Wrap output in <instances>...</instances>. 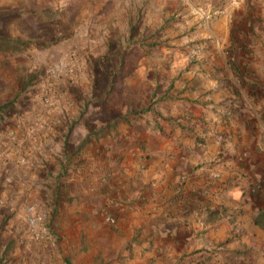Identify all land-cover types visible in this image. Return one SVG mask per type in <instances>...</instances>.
I'll use <instances>...</instances> for the list:
<instances>
[{"label":"crops","instance_id":"crops-1","mask_svg":"<svg viewBox=\"0 0 264 264\" xmlns=\"http://www.w3.org/2000/svg\"><path fill=\"white\" fill-rule=\"evenodd\" d=\"M44 1L76 14L56 42L72 82L0 120L10 229L28 235L24 204L49 229L22 264H264V0ZM132 28L163 30L159 50ZM129 43L91 96L98 60L76 48Z\"/></svg>","mask_w":264,"mask_h":264},{"label":"rangeland","instance_id":"rangeland-1","mask_svg":"<svg viewBox=\"0 0 264 264\" xmlns=\"http://www.w3.org/2000/svg\"><path fill=\"white\" fill-rule=\"evenodd\" d=\"M0 2H2L0 4V92L5 90L8 94L1 100L0 108L4 107L0 110V120H2V116H8V112H11V108L7 106L16 102V98L24 100L26 92H34L43 83L53 89L54 79H62L69 88L68 84L72 80L65 73L68 67L61 66L68 58L60 61L62 56H56L58 53L56 42L73 33L70 23L77 20L75 13L53 9L56 1L48 6L47 1L44 0H0ZM162 31L145 29L133 31L132 28L128 33L130 37L134 34L142 37L140 54L148 55L151 51L159 50L158 46L163 42ZM130 45L131 43L124 48V51L116 46L76 48V55L83 57L93 53L98 60V68L89 69L91 73H89L88 87H91V96L101 92L104 87L109 90L113 88V83L121 72L122 63L119 67L117 63L119 54L138 55L136 51L132 52L134 47ZM12 56H15L14 59H10L15 61L14 64L7 61V58ZM95 74H98V77ZM1 180L2 178L0 183ZM0 201H2V204L0 203V264H22L21 246L25 241L21 237L23 224L18 220L20 223L17 222V227L13 225L10 229L13 212L9 210L1 188Z\"/></svg>","mask_w":264,"mask_h":264},{"label":"built area","instance_id":"built-area-1","mask_svg":"<svg viewBox=\"0 0 264 264\" xmlns=\"http://www.w3.org/2000/svg\"><path fill=\"white\" fill-rule=\"evenodd\" d=\"M41 102L44 106L48 107L53 103V92L51 88L45 83L41 86ZM4 184L10 183V178L5 177L3 179ZM3 201V200H2ZM2 201L0 203L2 204ZM20 218L25 225L26 237H23L25 241L28 237L31 240H41L49 236V229L45 221V216L36 208L34 204H24L21 208ZM9 210H11L9 208ZM111 220V219H110Z\"/></svg>","mask_w":264,"mask_h":264},{"label":"trees","instance_id":"trees-1","mask_svg":"<svg viewBox=\"0 0 264 264\" xmlns=\"http://www.w3.org/2000/svg\"><path fill=\"white\" fill-rule=\"evenodd\" d=\"M3 42V41H2Z\"/></svg>","mask_w":264,"mask_h":264}]
</instances>
